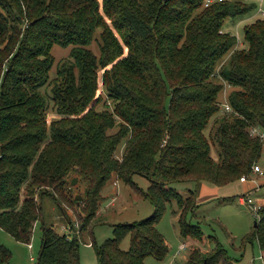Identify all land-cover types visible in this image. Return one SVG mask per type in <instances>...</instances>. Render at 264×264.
Masks as SVG:
<instances>
[{
  "label": "trees",
  "instance_id": "obj_1",
  "mask_svg": "<svg viewBox=\"0 0 264 264\" xmlns=\"http://www.w3.org/2000/svg\"><path fill=\"white\" fill-rule=\"evenodd\" d=\"M255 8L254 0H0V230L28 244L40 219L37 198H54L47 190H60L75 170L91 184L81 231L109 178L133 185L139 174L150 182L143 194L153 214L114 225L113 236L95 245L96 264L163 260L168 246L156 222L171 202L181 209L180 235L201 241L199 225L188 219L195 192L184 197L169 184L227 185L249 175L264 152V137L249 132L253 126L264 132V19L244 26L242 48L222 30L226 20ZM97 31L95 55L89 46ZM54 45L71 49L51 81L59 117L47 124L40 89L50 82ZM99 72L110 109L96 108ZM222 81L233 89L231 111L216 118L215 160L204 130L222 110ZM255 222L247 239L256 240L264 257V205ZM41 231L34 264H79L78 234L69 238L45 224ZM10 258L0 245V264ZM183 264L234 263L216 242L206 253L193 250Z\"/></svg>",
  "mask_w": 264,
  "mask_h": 264
},
{
  "label": "rangeland",
  "instance_id": "obj_2",
  "mask_svg": "<svg viewBox=\"0 0 264 264\" xmlns=\"http://www.w3.org/2000/svg\"><path fill=\"white\" fill-rule=\"evenodd\" d=\"M245 2L248 4L251 3V0H245ZM262 7L264 8V0ZM257 18H260L259 15L252 10L249 15L242 18L236 17L235 19L226 20L222 30L235 34L239 41L237 47L242 48L245 45L243 28ZM98 35L99 31L96 32L95 39L89 46V49L95 55L99 53L98 40H96ZM70 49V46L60 47L54 45L51 50L54 56V64L49 73L50 82L40 89L48 102L47 124L52 118L59 117L51 107V81L56 77L58 67L69 58ZM101 73L99 72L97 91V95L101 93V100L96 108L102 110L108 107L110 109V103L102 91ZM222 82L223 89L218 96L222 110L210 120L204 130L205 135L211 142L210 153L215 160L218 158V147L214 139L217 127L216 118L221 117L226 112L223 104L228 103L227 96L233 89L224 81ZM228 112L230 111L226 113ZM116 130L117 127L115 126L109 130V133H114ZM124 142L122 140L115 153L118 159L122 156ZM257 165L263 174L251 172L249 175H245L247 179L264 178V152L261 153ZM74 179L76 182L71 184ZM132 181L133 185L126 184L115 176L109 178L99 192L94 218L87 222L86 227L81 231V224L86 218L85 214L89 208L85 207L86 201H88L86 191L91 184L75 170H71L66 176V183L60 190L51 188L47 190L48 193L54 194V198L48 194L37 198L41 208L40 219L33 227L29 242L30 248L28 244L21 243L4 230H0V245L11 252V258L6 264H34L36 262L41 246L42 224L52 225L57 232H64L69 238L73 234H78L79 264H96L95 245H100L113 236L114 225L139 222L153 214L154 207L143 194L149 187V180L143 175L134 174ZM169 186L184 197L189 196L190 191L195 192L197 206L194 214H188V219L191 223L199 225L203 232L202 240L192 243L189 239L180 235L177 219L181 209L177 207L175 202L168 203L156 222V228L163 236L168 246V252L163 260H156L152 256L146 257L145 264H183L193 250L206 253L215 246L216 242L224 247L227 256L234 264H264L263 252L256 240L247 239L252 232L257 217L248 206L239 203V196L252 193L250 190L245 192L240 180H235L223 186H215L208 182L197 184L190 180L173 182ZM76 196H80V198L76 199ZM252 198L254 201L264 199V186L258 187L257 192L253 191ZM87 204H90V202ZM181 243L187 245L186 249L180 250ZM128 246L129 237H125L120 242V248L126 250ZM31 257H33V260H31Z\"/></svg>",
  "mask_w": 264,
  "mask_h": 264
},
{
  "label": "built area",
  "instance_id": "obj_3",
  "mask_svg": "<svg viewBox=\"0 0 264 264\" xmlns=\"http://www.w3.org/2000/svg\"><path fill=\"white\" fill-rule=\"evenodd\" d=\"M213 1H215V0H205V4H208V3L213 2ZM254 1L256 3V8H255L256 14H258L260 18L264 19V8L262 7L263 0H254ZM223 106H224V109L226 111H231V108L227 102H225L223 104ZM249 132L253 136H258L260 138L264 137V132H261L257 127H254V126L251 127ZM252 172L257 174V173H261V170L258 167V165H254L252 167ZM246 179H247L246 176L243 175L240 178V181L244 182ZM252 195H253V193H247L245 195L239 196V203L248 206L252 210V212L255 213V216L258 219L259 218V212H260L262 206L264 205V199H258V200L254 201L252 198ZM28 247L29 248L31 247V245L29 243H28ZM186 247H187V245L185 243H182L180 245V250H184V249H186ZM31 260H33V257H31Z\"/></svg>",
  "mask_w": 264,
  "mask_h": 264
},
{
  "label": "crops",
  "instance_id": "obj_4",
  "mask_svg": "<svg viewBox=\"0 0 264 264\" xmlns=\"http://www.w3.org/2000/svg\"><path fill=\"white\" fill-rule=\"evenodd\" d=\"M262 174L263 173H261L260 175H262ZM241 183L243 184V188H244L245 192L250 190L253 193V191L257 192L258 187L264 186V178L246 179L244 182H241ZM201 188H202V186H201Z\"/></svg>",
  "mask_w": 264,
  "mask_h": 264
},
{
  "label": "water",
  "instance_id": "obj_5",
  "mask_svg": "<svg viewBox=\"0 0 264 264\" xmlns=\"http://www.w3.org/2000/svg\"><path fill=\"white\" fill-rule=\"evenodd\" d=\"M75 182H76V180L74 179V180H72L71 184H74ZM75 198H76V199H79L80 196H76ZM254 225H256V222L254 223Z\"/></svg>",
  "mask_w": 264,
  "mask_h": 264
}]
</instances>
